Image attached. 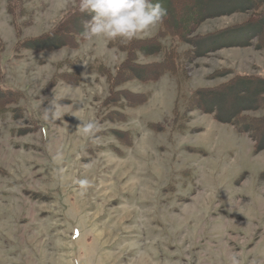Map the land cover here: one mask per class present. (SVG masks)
I'll return each instance as SVG.
<instances>
[{
	"label": "rangeland",
	"instance_id": "rangeland-1",
	"mask_svg": "<svg viewBox=\"0 0 264 264\" xmlns=\"http://www.w3.org/2000/svg\"><path fill=\"white\" fill-rule=\"evenodd\" d=\"M12 1L0 0V84L21 95L0 111V264H229L232 254L264 264V149L188 105L202 88L264 77V38L194 56L191 42L164 35L161 51L139 62L168 56L172 67L155 80L125 79L130 41L120 38L15 49L54 30L79 0ZM236 4L196 33L256 23L253 12L264 10L222 2ZM161 30L157 23L136 38ZM53 91L61 118L45 120ZM130 92L146 99L134 104Z\"/></svg>",
	"mask_w": 264,
	"mask_h": 264
},
{
	"label": "trees",
	"instance_id": "trees-1",
	"mask_svg": "<svg viewBox=\"0 0 264 264\" xmlns=\"http://www.w3.org/2000/svg\"><path fill=\"white\" fill-rule=\"evenodd\" d=\"M19 0L12 1L17 4ZM224 0H152L160 3L167 10V15L160 23V36L153 38H134L126 45L127 58L121 66L125 79L142 81L155 80L172 67L169 57L148 63L139 62L141 56H154L161 51L160 37L170 35L183 41L191 42L195 50L194 56L214 51L222 46L248 45L254 38H264V10L253 12L256 23H248L242 27L229 28L211 37L196 33V29L206 19L235 11L240 7L222 6ZM251 10L262 8L264 0H242ZM14 6V5H13ZM75 9V8H74ZM90 17L79 11L73 12L67 19L60 21L54 30L37 37L21 39L15 49H30L32 51L52 50L63 45H76L83 36V22ZM263 36V37H262ZM173 53L174 50L172 51ZM171 53V55H174ZM175 61V60H174ZM68 77V78H67ZM68 81L74 82L75 76H67ZM122 78V77H121ZM118 79L120 77L118 76ZM21 95L14 87L0 84V111L9 101L8 97ZM134 104L146 99V94L124 93ZM143 95L144 97L142 98ZM191 110L197 109L211 113L221 122L237 128L239 132L248 133L255 141L256 152L264 149V115L250 116L249 111L264 110V77L239 76L224 82L217 87L202 88L195 91L190 103ZM120 119V118H119ZM116 137L125 144H131L134 136L130 132L116 130Z\"/></svg>",
	"mask_w": 264,
	"mask_h": 264
},
{
	"label": "clouds",
	"instance_id": "clouds-1",
	"mask_svg": "<svg viewBox=\"0 0 264 264\" xmlns=\"http://www.w3.org/2000/svg\"><path fill=\"white\" fill-rule=\"evenodd\" d=\"M79 11L90 17L83 22L82 34L85 39L120 38L122 43L131 41L138 34L161 23L167 15V10L160 3H152V0H79ZM83 75L86 76V73ZM53 93L51 99L44 97V100H48L47 106L43 107L45 120L61 118V98L54 91ZM83 103L82 98L76 101L79 105ZM81 124L84 125V132H89L94 127L92 122L82 121ZM229 264H240L239 257L232 254Z\"/></svg>",
	"mask_w": 264,
	"mask_h": 264
}]
</instances>
